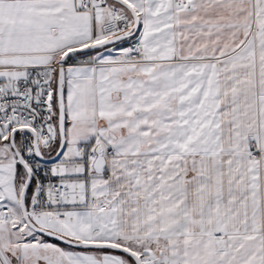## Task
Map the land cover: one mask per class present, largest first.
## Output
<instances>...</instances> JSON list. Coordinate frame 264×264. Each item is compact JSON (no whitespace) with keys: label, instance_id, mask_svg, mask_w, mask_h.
Listing matches in <instances>:
<instances>
[{"label":"snow or ice","instance_id":"obj_1","mask_svg":"<svg viewBox=\"0 0 264 264\" xmlns=\"http://www.w3.org/2000/svg\"><path fill=\"white\" fill-rule=\"evenodd\" d=\"M0 264H264V0H0Z\"/></svg>","mask_w":264,"mask_h":264}]
</instances>
